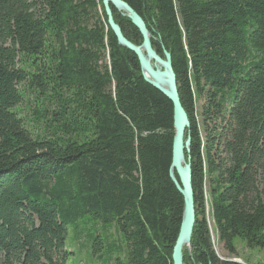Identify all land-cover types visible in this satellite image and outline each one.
I'll return each instance as SVG.
<instances>
[{
	"label": "trees",
	"instance_id": "obj_1",
	"mask_svg": "<svg viewBox=\"0 0 264 264\" xmlns=\"http://www.w3.org/2000/svg\"><path fill=\"white\" fill-rule=\"evenodd\" d=\"M121 1L170 54L189 121L183 263L246 264L232 262L236 239L264 252V0ZM173 135L172 104L118 44L101 0H0V264H71L67 227L85 217L116 226L126 250L112 264H172L183 215Z\"/></svg>",
	"mask_w": 264,
	"mask_h": 264
},
{
	"label": "water",
	"instance_id": "obj_2",
	"mask_svg": "<svg viewBox=\"0 0 264 264\" xmlns=\"http://www.w3.org/2000/svg\"><path fill=\"white\" fill-rule=\"evenodd\" d=\"M107 24L113 32L118 44L132 52L140 65L144 81L160 92L172 104L173 110V141L171 149L170 179L183 197V215L179 233L172 249V264L183 263V249L190 244L195 225L194 195L192 189V173L189 159L185 154L189 152L190 137L188 117L182 108L178 96L175 75L172 70L171 56L163 51V58L152 48L150 36L142 19L121 0H101ZM110 6L126 17L138 30L142 37L140 46L128 42L122 35L118 25L114 23ZM176 177L178 180H176ZM232 262L238 263L236 260Z\"/></svg>",
	"mask_w": 264,
	"mask_h": 264
},
{
	"label": "rangeland",
	"instance_id": "obj_3",
	"mask_svg": "<svg viewBox=\"0 0 264 264\" xmlns=\"http://www.w3.org/2000/svg\"><path fill=\"white\" fill-rule=\"evenodd\" d=\"M32 99L33 97L30 96V100ZM25 100H27V97ZM32 104L33 102L30 103V108H28V104L25 101L19 106L20 115L28 121L33 119L31 113ZM201 105L202 101H199L196 105L197 111ZM207 218L214 250L221 256H226L216 243L209 213ZM65 246L73 254L70 259L71 264H112L115 256L122 255L123 251L125 252L126 250L123 239L114 224H103L89 217H85L81 221L67 227ZM234 246L238 255L237 259H235L237 262L264 264L263 251L247 249L245 244L239 239L234 241ZM184 248L189 249V245ZM97 249L100 250L96 251ZM94 251L96 252L93 253Z\"/></svg>",
	"mask_w": 264,
	"mask_h": 264
}]
</instances>
